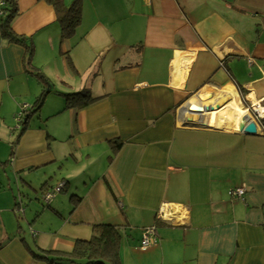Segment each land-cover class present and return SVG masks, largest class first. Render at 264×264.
Segmentation results:
<instances>
[{
    "label": "crops",
    "instance_id": "0c3cea01",
    "mask_svg": "<svg viewBox=\"0 0 264 264\" xmlns=\"http://www.w3.org/2000/svg\"><path fill=\"white\" fill-rule=\"evenodd\" d=\"M78 1L69 38L45 0H15L20 42L0 33V264H47L100 225L118 264H264L263 129L178 122L203 89L264 101V0Z\"/></svg>",
    "mask_w": 264,
    "mask_h": 264
},
{
    "label": "trees",
    "instance_id": "16d2710c",
    "mask_svg": "<svg viewBox=\"0 0 264 264\" xmlns=\"http://www.w3.org/2000/svg\"><path fill=\"white\" fill-rule=\"evenodd\" d=\"M1 1L4 4V8L2 9L3 17L1 16L0 18L1 36L10 42H20L21 40L15 37L10 29L11 19L17 12L15 0ZM45 1L51 4L57 13L58 21L62 25V38L72 36L81 21L80 2L75 0L70 6H65L63 0ZM77 95H68V99H74ZM80 95H83V92H80ZM88 100L91 101L89 97ZM24 117L26 118L27 115ZM94 231L95 234L89 240L75 241V245L70 253L64 254L50 251L48 253L53 257L39 255H35L34 257L38 260L46 261L47 264H107L108 261L113 264H118L117 250L119 233L117 229L110 225H100L95 227Z\"/></svg>",
    "mask_w": 264,
    "mask_h": 264
},
{
    "label": "bare ground",
    "instance_id": "6f19581e",
    "mask_svg": "<svg viewBox=\"0 0 264 264\" xmlns=\"http://www.w3.org/2000/svg\"><path fill=\"white\" fill-rule=\"evenodd\" d=\"M180 56L177 53L173 61L174 75L178 72ZM185 65V64H183ZM185 67V66H184ZM183 73L185 71L183 70ZM226 95L215 101L210 97L208 89L201 90L192 97L179 112V125L183 127H207L221 131L239 132L251 116L248 110L241 107L239 100L233 90H224ZM256 105L255 100L250 101ZM212 108V111H202V113H193L199 109Z\"/></svg>",
    "mask_w": 264,
    "mask_h": 264
},
{
    "label": "built area",
    "instance_id": "2783aa9c",
    "mask_svg": "<svg viewBox=\"0 0 264 264\" xmlns=\"http://www.w3.org/2000/svg\"><path fill=\"white\" fill-rule=\"evenodd\" d=\"M3 6L4 4L0 0V17L3 14L2 9H1ZM245 109L248 110V113L251 115V117H253V120L256 123L257 128H261L264 131V101L263 100L259 101L256 103V105L249 103ZM27 110H28V106L24 105L22 107L21 112L14 117L16 124H20L21 120L25 116V113L28 112ZM63 185L64 184H60L58 187L54 188L50 192H47L43 196L44 203L45 204L50 203L55 193L59 192L62 189ZM245 191L246 189L244 187H237L235 189H232L229 194L231 197L241 200L245 194ZM167 207L168 205H162L159 208L158 213H157L159 219H162L164 217V215L167 212L166 210ZM156 244H157V237L155 233V228L146 227L142 229L139 248L141 250H147L148 248L153 247Z\"/></svg>",
    "mask_w": 264,
    "mask_h": 264
},
{
    "label": "water",
    "instance_id": "95a60500",
    "mask_svg": "<svg viewBox=\"0 0 264 264\" xmlns=\"http://www.w3.org/2000/svg\"><path fill=\"white\" fill-rule=\"evenodd\" d=\"M212 111V108H203L199 109L197 111H194L193 113L200 114L202 111ZM26 116V115H25ZM190 128H204V129H211V130H217V129H212V128H207V127H190ZM239 133L244 134V135H256L258 133V128L254 120H249L245 125H243L239 131Z\"/></svg>",
    "mask_w": 264,
    "mask_h": 264
},
{
    "label": "rangeland",
    "instance_id": "374dc122",
    "mask_svg": "<svg viewBox=\"0 0 264 264\" xmlns=\"http://www.w3.org/2000/svg\"><path fill=\"white\" fill-rule=\"evenodd\" d=\"M82 11V10H81ZM81 21H82V14H81ZM83 22V21H82ZM82 29H83V26L81 27ZM24 203H26V201H24ZM24 228H26V231H28V228L29 227H27V225H25V223H24Z\"/></svg>",
    "mask_w": 264,
    "mask_h": 264
}]
</instances>
